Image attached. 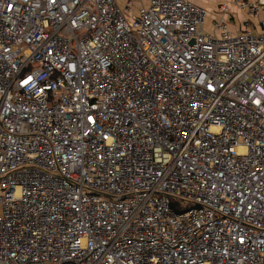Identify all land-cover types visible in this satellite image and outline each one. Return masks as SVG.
Wrapping results in <instances>:
<instances>
[{"label": "built area", "instance_id": "2783aa9c", "mask_svg": "<svg viewBox=\"0 0 264 264\" xmlns=\"http://www.w3.org/2000/svg\"><path fill=\"white\" fill-rule=\"evenodd\" d=\"M125 3L0 0V264H264V0Z\"/></svg>", "mask_w": 264, "mask_h": 264}, {"label": "rangeland", "instance_id": "374dc122", "mask_svg": "<svg viewBox=\"0 0 264 264\" xmlns=\"http://www.w3.org/2000/svg\"><path fill=\"white\" fill-rule=\"evenodd\" d=\"M220 0H207V10H208V16L206 18V30H210L213 27V21L218 20L222 16V12H219V4L217 5V2ZM119 5L121 8H125V0H118ZM233 12V14H232ZM235 12V13H234ZM219 13V15H218ZM234 17L235 20H232L231 18ZM243 15L240 13V10L236 9L233 11L231 8L229 11V14L226 16V20L228 21L229 27L231 28L232 32H237V29L234 27V24L238 22V20L243 21ZM234 22V24H233Z\"/></svg>", "mask_w": 264, "mask_h": 264}, {"label": "crops", "instance_id": "0c3cea01", "mask_svg": "<svg viewBox=\"0 0 264 264\" xmlns=\"http://www.w3.org/2000/svg\"><path fill=\"white\" fill-rule=\"evenodd\" d=\"M191 1H193V2H195L196 4H198V5H200V6H203V7H205V8L207 9V6H208V4H207V0H191ZM142 2H145V0H136L135 9H136V7H138ZM219 3H220V4H219ZM223 3H227V4L230 6V9L232 8L233 11H235L236 9L240 10V13L243 15V18H242L243 21L246 20V19L248 18L247 15H246L241 9H239L238 7H236V6L234 5V4H235V0H220V1L217 2V5L219 4V7H220V5L223 4ZM219 12H220V10H219ZM234 13H235V12H234ZM232 14H233V12H232ZM218 15H219V13H218ZM233 15H234V14H233ZM231 19H232V20H235L234 17H232ZM243 21L238 20V22L235 23V24H234V22H233L234 27L237 29V31H240V30L242 29V23H243Z\"/></svg>", "mask_w": 264, "mask_h": 264}, {"label": "trees", "instance_id": "16d2710c", "mask_svg": "<svg viewBox=\"0 0 264 264\" xmlns=\"http://www.w3.org/2000/svg\"><path fill=\"white\" fill-rule=\"evenodd\" d=\"M175 202V204L177 203L176 201H174ZM174 206V205H173ZM178 208V207H177ZM181 209V208H180Z\"/></svg>", "mask_w": 264, "mask_h": 264}]
</instances>
